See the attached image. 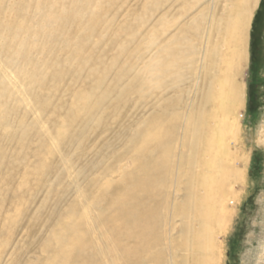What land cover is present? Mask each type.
Wrapping results in <instances>:
<instances>
[{"label": "bare ground", "instance_id": "obj_1", "mask_svg": "<svg viewBox=\"0 0 264 264\" xmlns=\"http://www.w3.org/2000/svg\"><path fill=\"white\" fill-rule=\"evenodd\" d=\"M258 4L259 0H209L210 12L200 6L202 25L198 20L195 25L202 47L194 82L188 67L177 71L169 61L161 62L157 52L160 31L154 29L148 46L128 50L130 75L123 67L114 75L105 71L98 85L86 86L81 96H76L77 101L66 108L67 114L53 112L38 120V130L44 136L37 153L38 180L33 187L21 188L24 203L14 206L16 219L9 213L4 216L8 221L17 220L19 227H1L12 239L21 236L7 264H152V247L161 240L168 242L171 264H184L182 256L190 244L188 264L221 263L214 233L210 235L212 224H208L211 219L230 221L248 194L250 181L238 167L246 159L232 151L230 142L238 140L243 129L237 118L244 108L239 79L247 63L251 16ZM147 7L149 20L144 25L154 20L158 23L152 15L163 8L160 0ZM187 29L182 28L188 34ZM143 48L155 55L141 70L133 55ZM168 48V52L173 51L171 42ZM187 50L179 62L192 65L196 50ZM180 81L183 95L174 104L173 96L180 89L163 91L162 87L166 83L173 87ZM48 92V98L40 101L49 106ZM191 93L181 126L184 136L177 138L178 109ZM149 100L147 106L152 110L143 114L140 105ZM72 106L78 113H73ZM10 126L13 129L0 126L10 146L15 144L14 129L23 134L32 129L23 120ZM259 137L264 143V126ZM180 140L183 180L172 183L180 200L175 196L169 202L166 175L170 167L162 157L175 154ZM37 193L41 194L39 202ZM259 198L262 207L264 192ZM231 201L235 205L232 210ZM166 202L170 203L167 237L160 232V212ZM261 209L264 213V207ZM203 225L206 229L202 234ZM39 235L45 236L44 241L31 255V240ZM11 243H0V254ZM260 244L253 264H263L264 237ZM32 257L36 259L31 261Z\"/></svg>", "mask_w": 264, "mask_h": 264}, {"label": "rangeland", "instance_id": "obj_2", "mask_svg": "<svg viewBox=\"0 0 264 264\" xmlns=\"http://www.w3.org/2000/svg\"><path fill=\"white\" fill-rule=\"evenodd\" d=\"M154 1L0 0V126L11 127L10 124L14 126L17 121L23 120L32 128L26 132L27 134L14 129L12 132L15 131L13 133L15 144L12 146H10L11 141L4 139V129H0V243L13 242L3 254H0V264H7L13 258L11 256L16 249L14 245L21 238L20 235L10 238L1 227L7 224L19 227L17 220L8 221L4 216L9 213L16 219V208L21 202L24 203L21 188L33 187L38 180L35 176V169L40 161L37 153L44 139V136L40 135V129L38 130V120H43L44 114L53 112L67 114L66 108L73 105V100L81 96L86 86L91 87L90 85L96 84L105 71L110 70L111 75H114L119 72L118 70H122L119 67H123L128 74L130 72V63L127 62L130 58L128 50L133 52L137 45L148 46L151 39L149 35L154 29L160 31L157 52L161 62L169 61L177 71H184L188 67L192 72L191 80L194 82V71L202 47L200 31L195 23L198 20L202 25L198 13L201 5L207 7V11L210 12L209 0L204 2L198 0L200 4L195 0H160L163 8L152 15L153 19H158V23H154V20L144 25V21L149 20L147 9L150 6L147 5ZM202 18L203 22L206 21L203 15ZM186 26H188V34L182 30ZM170 42L173 47L172 52H168ZM246 45L247 63L239 79L244 108L237 115L238 123L243 129L239 139L234 142L232 139L230 144L232 151L238 152L241 158L245 157L246 161L238 164V167L249 179L250 184L248 194L238 206L234 218L228 222L211 219L209 224L207 223L212 224L213 232L210 234L209 231V234L214 233L213 238L220 249V264H253L252 261L264 237H262L264 213L261 209L264 206L261 207L259 202V197L264 192V143L259 137L261 127L264 126V0H259L251 16ZM187 48L196 50L197 57L192 65L179 62L180 57L188 53ZM164 50H167L166 53ZM153 53L143 48L135 56L132 54L134 60L138 61L137 68L144 69ZM130 62H133V59H130ZM170 88L180 89L173 96V103L176 104L183 95L181 81L180 84L176 82L173 87L166 83L162 90L166 91ZM47 92L50 96L49 106L47 101H40L48 98ZM192 94H186L182 104L186 100L189 102ZM187 101L182 109H178L177 138L184 136L181 126L187 112ZM148 102L151 100L140 105L143 114H150L152 110L151 107L148 108ZM72 107L73 113L75 114L76 111L78 113L76 107ZM189 138L190 136L184 144L185 150L189 145ZM179 143L181 145L177 144L175 154L162 157L163 160H168L167 165L170 167V172L166 175L169 202L170 197L172 200L175 196L180 200L179 195L174 194L172 186L176 180H183L181 178L183 156L178 149L182 147L181 140ZM20 183L21 185L23 183L22 187ZM238 187L235 185V188L239 189ZM38 194L37 202L41 197V194ZM169 205L170 203L166 202L160 212V232L166 237L170 219ZM234 207L231 201L229 209L232 210ZM255 221L257 224L254 223ZM205 229L203 225L202 234ZM251 234L253 235L250 236ZM45 236L39 235L31 240V255L35 250L39 251ZM203 237L204 235L201 238L205 240L206 237ZM187 240L190 241L191 238ZM166 243L167 240H161L159 244L153 245L152 264H171V251ZM190 246L183 253L184 264L191 262ZM35 259L32 257L31 261Z\"/></svg>", "mask_w": 264, "mask_h": 264}]
</instances>
